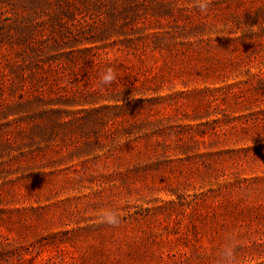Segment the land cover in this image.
<instances>
[{
	"label": "rangeland",
	"instance_id": "rangeland-1",
	"mask_svg": "<svg viewBox=\"0 0 264 264\" xmlns=\"http://www.w3.org/2000/svg\"><path fill=\"white\" fill-rule=\"evenodd\" d=\"M227 237L264 264V0H0V264H217Z\"/></svg>",
	"mask_w": 264,
	"mask_h": 264
},
{
	"label": "clouds",
	"instance_id": "clouds-1",
	"mask_svg": "<svg viewBox=\"0 0 264 264\" xmlns=\"http://www.w3.org/2000/svg\"><path fill=\"white\" fill-rule=\"evenodd\" d=\"M211 4L212 0H195V7L202 14L209 12ZM115 80L116 72L111 66L106 67L100 74V82L103 85H111ZM122 215L118 209L105 208L98 214V222L116 227L120 225ZM235 247L236 245L232 242L231 238L227 237L224 247L218 252L217 264H236Z\"/></svg>",
	"mask_w": 264,
	"mask_h": 264
}]
</instances>
